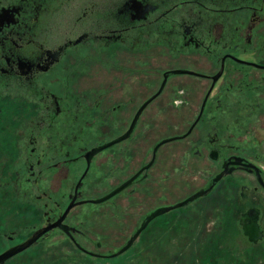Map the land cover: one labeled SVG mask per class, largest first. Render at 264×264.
Masks as SVG:
<instances>
[{
  "label": "flooded vegetation",
  "instance_id": "flooded-vegetation-1",
  "mask_svg": "<svg viewBox=\"0 0 264 264\" xmlns=\"http://www.w3.org/2000/svg\"><path fill=\"white\" fill-rule=\"evenodd\" d=\"M220 203L264 264V0H0V264H130Z\"/></svg>",
  "mask_w": 264,
  "mask_h": 264
},
{
  "label": "rangeland",
  "instance_id": "rangeland-1",
  "mask_svg": "<svg viewBox=\"0 0 264 264\" xmlns=\"http://www.w3.org/2000/svg\"><path fill=\"white\" fill-rule=\"evenodd\" d=\"M223 209L220 203L216 208L204 207L199 214L189 210L184 226L171 232L157 230L154 242L140 244L138 258L130 264H262L236 255Z\"/></svg>",
  "mask_w": 264,
  "mask_h": 264
},
{
  "label": "water",
  "instance_id": "water-1",
  "mask_svg": "<svg viewBox=\"0 0 264 264\" xmlns=\"http://www.w3.org/2000/svg\"><path fill=\"white\" fill-rule=\"evenodd\" d=\"M174 139H168L165 142L168 141H173ZM197 197H199V193L193 195L192 197L188 198L186 201H184L183 203L177 205V206H184L186 204H188L189 202H192L194 199H196ZM171 208H167V209H161V210H157L156 212L152 213L151 215H149L145 221L143 222V224L141 225V227L136 231V233L134 234V236L130 239V241L119 251L118 254H121L123 252H125L132 244V242L136 239V237L139 235V233L145 228L146 224L148 222H150L152 219H154L155 217L164 214L165 212L169 211Z\"/></svg>",
  "mask_w": 264,
  "mask_h": 264
}]
</instances>
